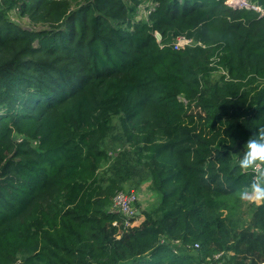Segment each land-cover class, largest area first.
Here are the masks:
<instances>
[{"label": "trees", "instance_id": "trees-1", "mask_svg": "<svg viewBox=\"0 0 264 264\" xmlns=\"http://www.w3.org/2000/svg\"><path fill=\"white\" fill-rule=\"evenodd\" d=\"M247 1L0 0V264H264L235 167L264 126ZM147 179L125 227L114 196Z\"/></svg>", "mask_w": 264, "mask_h": 264}, {"label": "clouds", "instance_id": "clouds-1", "mask_svg": "<svg viewBox=\"0 0 264 264\" xmlns=\"http://www.w3.org/2000/svg\"><path fill=\"white\" fill-rule=\"evenodd\" d=\"M240 152L235 167L251 177L250 182L239 190L240 198L254 197L255 201L264 202V126L257 128Z\"/></svg>", "mask_w": 264, "mask_h": 264}, {"label": "built area", "instance_id": "built-area-1", "mask_svg": "<svg viewBox=\"0 0 264 264\" xmlns=\"http://www.w3.org/2000/svg\"><path fill=\"white\" fill-rule=\"evenodd\" d=\"M234 6H247L258 11H262L260 6L249 3L247 0H241L238 4ZM264 12V11H263ZM192 40L185 36H180L175 42V47L180 48L185 45L191 44ZM138 197L134 191H120L113 199V207L115 210L121 212L123 216V225L125 227L135 225L138 220L135 217L138 215L139 209L137 207Z\"/></svg>", "mask_w": 264, "mask_h": 264}, {"label": "rangeland", "instance_id": "rangeland-1", "mask_svg": "<svg viewBox=\"0 0 264 264\" xmlns=\"http://www.w3.org/2000/svg\"><path fill=\"white\" fill-rule=\"evenodd\" d=\"M240 1L241 0H227V2L232 5L238 4ZM154 5L155 4L153 0H142V3L139 5L137 12L135 14V19L136 20H148L150 11L154 8ZM110 144L111 142L107 141V145L110 146ZM128 190L134 191L137 194L138 203H140V206L142 209H145L146 207H153L159 201V196L152 190L150 181H148V179L143 181V183H141L138 187H132L131 189H128ZM249 202L256 203V204L261 203V202L255 201L254 197L243 199V208L245 211H248L247 209H248Z\"/></svg>", "mask_w": 264, "mask_h": 264}, {"label": "water", "instance_id": "water-1", "mask_svg": "<svg viewBox=\"0 0 264 264\" xmlns=\"http://www.w3.org/2000/svg\"><path fill=\"white\" fill-rule=\"evenodd\" d=\"M156 37H157V39L160 41V40L162 39V35H161V33L157 32V33H156ZM140 213H141V211L138 212V214H140Z\"/></svg>", "mask_w": 264, "mask_h": 264}, {"label": "crops", "instance_id": "crops-1", "mask_svg": "<svg viewBox=\"0 0 264 264\" xmlns=\"http://www.w3.org/2000/svg\"><path fill=\"white\" fill-rule=\"evenodd\" d=\"M143 218H140L139 222L142 220Z\"/></svg>", "mask_w": 264, "mask_h": 264}]
</instances>
